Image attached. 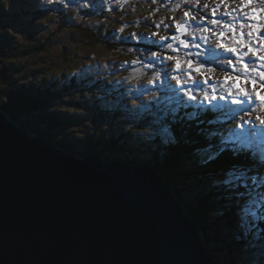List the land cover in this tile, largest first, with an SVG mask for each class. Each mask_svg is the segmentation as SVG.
Listing matches in <instances>:
<instances>
[{"label": "trees", "instance_id": "trees-1", "mask_svg": "<svg viewBox=\"0 0 264 264\" xmlns=\"http://www.w3.org/2000/svg\"><path fill=\"white\" fill-rule=\"evenodd\" d=\"M70 1L74 4L73 6L63 7L59 3L50 6L45 2L35 6L33 2L25 3V1L21 5H16L17 7H8L9 12L6 7H0V15L2 14L1 16L4 18L8 19L10 17L8 15H15L17 19H21V17L24 20L30 19L31 24L33 23L30 27L33 40H38L35 36L36 33H33L36 29L40 31L48 29L49 26L45 23L48 21L46 14L49 15V9L55 8L54 12L58 15L57 27L65 30L72 38L70 44L65 41L62 45L61 51L55 57L58 60L49 63V59L45 60L46 58H43L42 54L47 53L53 46V44L51 45L55 40L53 34H48V38L43 39V41L38 40L30 43L27 49L18 51L21 45L11 40V35H15L6 26V19L2 20L0 25V84L4 82V85L0 87V113H3L19 127L28 128L32 138H44L55 148L68 154L77 155L81 158L96 156L105 161L122 162L131 166H148L157 170L165 182L174 190L187 212L199 223L205 244L216 256L219 264H246L244 259L247 256L245 257L243 254L244 247H248L250 250L264 251V183L259 178L254 185L249 182L246 188L238 190L242 193L238 196L233 190L220 187L216 178L234 164L248 165L249 174H258L259 177H264V168L259 167L258 157L246 148L244 155L240 158H234L232 151L221 149V143H224L229 149L233 145L239 147L240 139L233 141L231 136L225 135L227 126H235V124L225 115H221L217 104L208 103L197 106L192 104V106L187 105L188 107H185V102L181 99L178 106L173 107L165 114L160 107L155 108L153 106L149 107L153 112L130 110L127 106L112 108L109 103L97 98L94 100L91 111H74L75 109L54 107V105H50V100L55 94L63 97L66 94H72V92L77 93L84 88L87 90L93 88L99 92V89L106 88L108 82L100 80V77L98 81L89 78L85 76V72L82 75L79 74L81 78L77 77L76 81L79 83L75 89L70 88V85H68L69 90L57 89L52 85H40L48 77L55 76L56 73L54 72L58 70L61 71L62 75H67L69 72L72 74L80 73L85 70L86 65L83 63L86 61L84 60L86 55L99 46L97 52L103 49L113 54L114 52H121L122 48H120L119 42L106 36V31H110L112 27L117 30L120 22L127 23V33H132L134 29L137 31L145 30L146 33L151 32L150 35L163 31L166 44L174 45L179 42V39H183V36L179 35L180 32L175 33V22L170 25L168 21H163L159 27H156L157 30L149 28V22L143 18L142 13L138 11L131 13L134 11L132 8L130 10L123 9L125 6L127 8L131 6L129 3L136 0H118L119 2L106 0L107 6L110 7L107 9L108 11L111 8H119L122 10L119 14L130 16L128 19L120 18L117 16L118 14L111 11L109 16L107 15L109 12L105 15L100 14L87 2L86 5L82 6L75 4H83L85 3L84 0ZM152 2L154 5L162 4V2L154 0ZM185 4H191V0H181L180 3L178 0H174L170 7L173 10L185 12L189 9L183 7ZM81 15L87 17L86 22L77 23V25L68 24V16L71 20ZM199 17L201 22L207 20L202 15ZM111 19L113 22L110 24L108 21ZM104 24H108L109 27L104 29ZM204 26H207L205 22ZM156 36L154 38L157 41L158 36ZM172 36H177L179 39L172 40ZM122 42L129 44L128 39L125 41L123 39ZM209 43L211 42L202 44L206 48L203 50L215 48V44L208 47ZM134 45L137 46V44ZM154 45L153 47L149 46V50L152 49V52H157L158 56L161 57V54L168 53V51H163V48L158 49V42ZM177 45L182 48L179 43ZM75 46L78 48H74ZM141 46L145 47V45ZM191 51L196 53L194 49ZM204 56L206 55H201L200 58L207 61L209 66L203 65L205 70L200 73L186 68L188 65L184 61V56L175 57H178L183 65L181 68L188 70L187 73L191 72L192 78L203 82L206 81L205 78H211L215 81L210 75L214 72L219 73L217 67L214 66L219 59L214 57L207 60L208 58ZM46 57L48 58V55ZM194 58L196 61L195 56ZM81 67L85 69L79 71ZM74 80L72 78V82ZM164 80L158 77L156 82L165 83ZM89 81H91V85H89ZM81 86L83 87L78 88ZM108 86L109 91L113 90L116 94L123 90L121 82H112ZM78 94L81 97L85 95V93ZM40 109L43 113H38ZM127 109L130 110L131 120H137V116L153 119L152 117L166 115L172 124V136L175 138V143H165L160 139L153 140V142L150 139H145L144 135L133 133L128 124L123 125V117L120 116V113L127 111ZM197 117L198 119H196ZM75 121L86 127L100 122V127L96 129L93 126V130L82 128L81 133H78L79 130L76 131L77 129H72L74 133H67L66 130H70V124ZM58 134L64 135V138L60 139ZM72 144L82 145V147L73 149ZM145 150L148 152H144ZM256 152L259 150L256 149ZM217 157L219 158L217 159Z\"/></svg>", "mask_w": 264, "mask_h": 264}, {"label": "water", "instance_id": "water-1", "mask_svg": "<svg viewBox=\"0 0 264 264\" xmlns=\"http://www.w3.org/2000/svg\"><path fill=\"white\" fill-rule=\"evenodd\" d=\"M0 264L219 262L157 170L68 154L0 113Z\"/></svg>", "mask_w": 264, "mask_h": 264}, {"label": "rangeland", "instance_id": "rangeland-1", "mask_svg": "<svg viewBox=\"0 0 264 264\" xmlns=\"http://www.w3.org/2000/svg\"><path fill=\"white\" fill-rule=\"evenodd\" d=\"M30 1L33 2V5H35V6L41 5L43 2L48 4L46 0H0V7H6V9L9 12L8 7H10V8H12L13 6L17 7L16 5H18V4L21 5L23 2L27 3ZM113 1L119 2L118 0H113ZM154 1L162 2V4L154 5L152 0H136V1H131L129 3L131 6H128V8H127V6H125L123 9H126V10L129 9L130 10V8H132V9H134V11H131V13H133V12L136 13L137 11L142 13L143 18H145L149 22L148 23L149 28H151V29L153 28V30H157V28H156L157 25L161 24V22H163V21H168L170 25H173L174 22H175V24L176 23L184 24L188 28V33L190 32L189 35L186 36V34H188V33L183 31L184 32L183 36H186L187 38L189 36H191V33L193 32L194 29H197L198 27L204 26V22H201L199 20V19H201L199 16L204 14L203 10L205 8H207V7H205V5L210 6L211 10L213 9L212 6H216V8H215L216 12H215V15H213V16L217 20H218L219 16H221V14H223V13L226 14L228 12L233 11V9H234L233 6L240 7L239 0H191V4L183 5V7L185 9L189 8L187 10L190 13L189 17H184V15H183L184 12L173 10L170 7L172 5V3L174 2V0H154ZM84 2L85 3H83V4H80V3H78V4L75 3V4L77 6H82V5H86V2H87L92 7H94L96 10H98V12L100 14L105 15L107 12H109V13H107V15L109 16L110 11H111L115 14H118L117 16H119L120 18H125V19L130 18V16H125V15L119 14L120 11H122L119 8H111L110 11H108L107 9L110 7L107 6L106 0H84ZM178 2L180 3L181 0H178ZM73 5L74 4H72L70 1L69 6H73ZM217 6H222L221 11H220L219 7H217ZM254 6L260 7V4L257 3ZM135 8H136V10H135ZM0 11H1V9H0ZM175 11H176V14L174 15ZM244 11H247V9H245ZM240 14H242V13H240ZM1 15H0V25L2 23V20L6 19V21H7L6 26H8L11 29V31H13V34L15 35V36L11 35V38H12L11 40L14 41L15 43H18L21 45L20 48L18 49V51L20 49H27L28 44H30V43L37 42L38 40L43 41V39L48 38V34H53L54 35L53 38L55 39L54 42L51 43V45L53 44V46L50 47V49L47 51V53L42 54V57L46 58L45 60L49 59V63H51L52 61L54 62L57 59L55 57L59 53V51H61L62 45L65 43V41L68 44H70V42L72 41V38L69 36V33H67L65 30H62L59 26L57 27L58 15L54 11H49V15L46 14V18L48 19V21H45V23L48 24V26H49L48 29L43 30V31L36 29V31L33 32V33H36L35 36L38 40H33V35L30 34V32L32 31V29L30 27H32V24H33V23L31 24L30 19L27 18L24 20L23 17H21V19H17V16H15V15H8V16L12 17L13 19L10 17H8V19H7ZM126 15H128V13H126ZM242 16H243V14H242ZM193 17H195V20H193ZM174 19L176 21H172ZM67 20H68L69 25H72V24L77 25V23L86 22L87 17L81 15V16H78L76 18L69 20V16H68ZM124 21H126V20H124ZM108 22L111 24L113 22V19L109 20ZM168 22H167V24H168ZM168 25H167V27H168ZM237 25L238 24H236V25L234 24L232 27H235ZM215 26L216 25H214V27ZM107 27H109L108 24L103 25L104 29ZM212 27H213V25H212ZM121 28H123L122 32L120 31ZM126 28H127V23H125V22L121 23L120 22V24L117 27V30H115L112 27V29L110 31H106L107 38L110 37L111 40L113 39V40L119 42L120 48H122L121 52L120 51L114 52V54H113L112 52H109L106 49H103V50L97 52L98 48H100V46H99L98 48L93 49V51L91 53L86 55V58L84 59L86 61L83 63L86 65V69L81 67L79 69V71L81 69H85V70L81 71L80 73H75V74H72L71 72H69L67 75H62L61 71L58 70V71L54 72V73H56L55 76L52 75V76L48 77L45 82L42 81L40 83V85H42V86L43 85H52V86H55L57 89H60V88L64 89L65 88V89L69 90V87L72 89H75L77 87V84L79 83L78 81H76L78 79L77 77L79 76V74L82 75L83 73L86 72L85 76H88L89 78H94V79H97L96 81H98L99 80L98 78L100 77V80H102L104 82L105 81L108 82V84H106V86L104 84V86L107 89L101 88V89H99V92H97L93 88H90L89 90L84 88V90H81L77 93H73L71 90L70 91L66 90L67 92H72V94H68V95L66 94L63 97H59L58 95L55 94L54 97L50 100V105L52 104V105H54V107H63V109H68V110L75 109L74 111H77V110L78 111H91L93 108L92 106H93L94 100H96L98 98L99 100H103L106 103H109V105L112 108H114V107L119 108V107L127 106L128 109H130V110H141L143 112V111H152V109H150L149 106L153 105V107H156V106L161 107L160 109H162V111L164 110V113L166 114L170 111V109L172 110L173 107L178 106V104L180 102V100H178V96H180V98L183 99L185 101V103L195 104L196 106L198 104H203V103L205 104V102L207 100L203 99V91H206V89H205V87H203V85L200 84V82L198 80H195V81L198 83L199 87L203 89V91L198 90L195 93L197 95V101L189 100L187 98V96L184 95L183 90L180 87H177L176 80L173 77L181 80V73L183 75H186L187 71H188L185 68H181V66L183 67V65L181 63H180L179 69H176V67H175V64H176L175 60H173V61L164 60L163 63H161L160 58H162V57H166L169 55L182 57L183 50L180 48L179 45H177L178 43L175 45L172 44L174 49H179L178 51H173L172 49L167 48L166 39H164V40L160 39L161 37H165L163 34V31H162V33L161 32L157 33L158 34L157 36L160 38H158L155 35L157 37V41H156V39L154 38L155 36L150 35L151 32L146 33L145 30L137 31L136 29H134V30H132V33L131 32L127 33ZM49 30H51V31H49ZM211 30H212V33L219 32L216 29H211ZM238 30H239V25H238L236 31H238ZM180 33H182V32H180ZM216 34H218V33H216ZM228 34L230 35L231 33L229 31H227V32H225L224 36L228 37ZM198 35H199V33L197 30L196 36L198 37ZM123 39H124V41L126 39H128L129 44L123 43L122 42ZM220 39H223V42H226L225 38L221 37ZM152 41L159 43V48H158L159 50L161 48H163L162 50L168 51V53L161 54V57L158 56L157 57L158 59L155 58V62H154L155 64L153 63V64L149 65L148 61L153 59L151 56L152 49L149 50L150 49L149 46H152V47L155 46L154 45L155 43H152ZM210 41H211V43H209L208 47H211L212 44L214 45L216 41H219V38L217 36H213ZM229 41L232 42V44H235L236 40L235 39L234 40L229 39L228 42ZM134 44H137V46H135ZM165 44H166V46H165ZM141 45H145V47H143ZM225 45H227V44H225ZM227 46L233 47L230 45H227ZM237 46H240V45L237 44ZM254 46H255V44H254ZM240 47L242 48V46H240ZM74 48H78V46H75ZM202 48H203V45H202ZM194 51L197 52L196 49ZM203 51L199 50L198 52L202 53V54L195 55L196 56V63L194 65V67L192 69H189L188 67H186L187 69L196 72L195 67L200 66V63L198 60H199L201 55H206L204 57L208 58L207 60H211L214 58L213 54L210 51H205V50H203ZM160 52H162V51H160ZM46 55H48V58L46 57ZM188 59H191L195 62L194 55L190 56V57L189 56L185 57L184 61H186ZM252 60H253V63L255 64V65H252V68H256L257 70L260 69L259 66H256L255 60L253 58H252ZM139 64H143L148 69H151V75H153L154 77L151 78L149 76L148 78L144 77V78H139L137 80H134L132 78L131 74L129 73V69H130V67L133 68L135 65H139ZM226 64L227 63L223 62L222 59H219L218 62H216L214 64V66L217 67L216 69L219 70L218 71L219 73L214 72L210 76L219 82L220 75L226 74V71H223L222 69L229 68L227 66L228 64L227 65ZM140 66H142V65H140ZM167 66L171 68L170 69V71L172 72L171 77H169L168 80H166V81L164 80L165 83H163L162 81L156 82L155 79H157L158 77L163 79V76H164L163 71L167 70L166 69ZM239 69L241 71L245 70V68H243V67L239 68ZM152 70H155V75H154V72ZM204 70L205 69L201 68L200 72H203ZM253 72L255 73V71H253ZM247 74L250 75L249 72H247ZM72 78L75 79L74 80V82L76 81L75 83L72 82ZM205 79L207 80L208 78H205ZM256 79L259 80V78H256ZM109 80H112V81H109ZM91 81L93 82L92 79H91ZM91 81H89V85H91ZM112 82H114V83L115 82L116 83L121 82V84H123V90L120 91L118 94H116V92L113 90L109 91L108 85ZM190 83H192L191 80H190ZM1 85L3 86L4 82H2L0 84V87H1ZM68 85H70V86L68 87ZM250 86L253 90V85L251 83H250ZM82 87L83 86L78 87V88H82ZM152 89H154V90H152ZM233 91H234V96H233V98H230V102H228V104L233 103V99H239L242 101L240 103V105L243 104L244 101L247 99V97L246 98L240 97L241 95L237 94V88L236 87L233 88L232 92ZM256 91H259L258 85H256ZM207 92L209 93V95L213 94L209 91H207ZM251 92L255 98V94L253 93V91H251ZM78 93H80V94L85 93V95H82V97H81V96H79ZM214 94H215V92H214ZM87 95H88V97H87ZM262 96H264V94ZM156 100H161V102L160 101L157 102ZM256 100L258 102L261 101L258 99H256ZM261 102H262L263 111H261V113L259 111L258 116L261 119H264V101H261ZM49 107H50V109H52L51 106H49ZM128 109H127V111L120 113V116L123 117V125L125 123L128 124V126L131 127V130L133 133H136L137 135H141L140 134L141 129H139L137 126L140 121L131 120L130 114H129L130 110H128ZM38 111H39L38 113H43L41 109ZM143 118L145 120H152L150 117L145 118L143 116ZM152 118L154 119V117H152ZM99 123H97V124L94 123V125H93V126H95L94 128L99 129V127H100ZM72 124H70L71 125L70 130L69 129L66 130L67 133H69V132H70V134L72 132L74 133V131H72V129L73 130L77 129L76 131L79 130L78 133L82 132V128H86L87 130H93L94 129L93 126H91L92 124H90L87 127L85 125H83L82 123H77V121H75L74 123L72 122ZM243 125L244 124L237 118V120L235 122L236 127L233 126V128H232V126H231L229 129L226 130L225 135L229 134L230 136H232L236 132V135H237L236 138L240 137V134L245 132V130H246V128H244ZM245 126L250 127V123H245ZM256 126H262V125L260 124V122H258L256 124ZM78 133H75V135H78ZM58 136L60 137V139L64 138V135H62V134H58ZM150 140L155 141L156 139H150ZM72 147H73V149H76V148H81L82 145L72 144ZM144 152H148V151L145 150ZM202 235H203V233H202ZM203 238H204V235H203ZM204 242H205V238H204ZM243 254L245 257L247 256L244 259L246 264H264V251L250 250L248 247H244Z\"/></svg>", "mask_w": 264, "mask_h": 264}, {"label": "snow or ice", "instance_id": "snow-or-ice-1", "mask_svg": "<svg viewBox=\"0 0 264 264\" xmlns=\"http://www.w3.org/2000/svg\"><path fill=\"white\" fill-rule=\"evenodd\" d=\"M70 0H47V3L50 5L54 4H61L63 7H68L69 6ZM259 3L262 5L261 7H255ZM239 5H240V11L243 12L244 17L247 18L249 23L247 25L241 24L240 27L244 28L245 26L248 28L247 36L249 37L248 41H245L243 39L244 33L241 32L240 36L241 38L236 40L235 43L246 48L247 52L245 55H248L249 53L251 54V57L255 58V60L260 61L259 67L261 69H264V54H261V50L264 49V37L260 35V32L262 29H264V23H261L262 20H264V0H239ZM207 7V5H205ZM247 9V11H244ZM55 8L49 9V11H55ZM236 9H233V12H235ZM216 9H212L213 15H215ZM184 17H189L190 13L188 11H185L183 13ZM193 20H195V17H193ZM212 25H216L220 23L219 20L217 19H212L210 21ZM159 27V25H157ZM229 29L233 32H235V29L229 25ZM176 31L177 32H182L184 25L181 23H176L175 25ZM200 31L201 35L199 37L196 36V31ZM120 31H123V28L120 29ZM204 33H209V35H204ZM153 35H157V33H153ZM213 35H219L220 37L224 36L223 32H220L218 34L212 33V30L208 27H198L197 29H194L193 32L191 33V41H187L185 39H179L177 36H172V40H177L179 39V44L184 48V49H200L201 44L198 42L203 41L207 43L212 39ZM161 40L166 39L165 37H161ZM254 41H259L258 46H254ZM152 43H156L155 41H152ZM222 49H226L227 52L236 54L238 52L237 47H228L224 43H219L218 45ZM167 48L172 49L173 51H178L179 49H174L173 45L171 43L167 44ZM186 56H193V55H199V52L197 51L196 53H192L191 51H188L185 53ZM152 60L148 61L149 65L153 64L155 62V58L158 57L157 52H152L151 53ZM161 63H163L164 60L168 61H176L175 67L176 69L180 68V61L178 57L175 56H166L162 57ZM242 62V61H241ZM187 63L188 68L192 69L194 67V61L191 59H188L185 61ZM228 65H231L233 63L232 59H228L226 61ZM200 66L195 67V71L197 73H200L201 71ZM245 70H248L249 64L245 63L244 64ZM252 71H257L256 68H253ZM165 76L168 75L167 72L164 73ZM188 76V80H191L192 83L189 84L188 80L186 81H181L178 78L173 77L176 80V84L180 86V88L183 90L184 95L187 96V98L191 101H197V95L195 94L198 90L203 91L202 88L199 87L198 83L192 78L191 72H188L186 74ZM259 78L260 80L264 81V71H259ZM231 79L234 82L239 81L240 77H227L226 80ZM207 81H205L206 83ZM245 83H251L253 85V93L255 94V98L261 101H264V96H261L258 91H256V80H250V81H245ZM234 87L237 88V94L241 96H246L248 100H252V94L246 92L243 88L239 86L238 83H234ZM260 87H264V84H261ZM223 99L224 97H220ZM203 99L207 101L215 100L216 95L213 93L212 95H209L207 91H203ZM242 101L239 99H233V103L240 104ZM137 121H140L138 123V128L141 129L140 134L144 135L146 139H160L163 140L165 143L169 144H174L175 143V138L172 136L173 128L171 122L168 120V117L166 115H161L157 116L152 120H145L141 116H137ZM198 119V117L196 118ZM256 120L260 122L261 125H264V119H261L259 116L256 117ZM247 123V121H245ZM260 133L255 130V129H250L248 133H241L240 137V146L237 147L233 145L231 149H229L224 143H221V149L223 151H232L234 153V158H240L242 155H244V149L246 147H250L253 142L255 141L256 137ZM264 147V145H262ZM223 151H221V154H223ZM219 157H217L218 159ZM259 167L264 168V159L261 160V163L259 164ZM250 168L248 165L245 164H234L225 172L217 177V181L220 187L225 188V189H231L235 192L236 195H242L238 190L241 188H246L251 182L253 185L256 184L257 179L259 178L262 183H264V177H259L258 174L250 175Z\"/></svg>", "mask_w": 264, "mask_h": 264}, {"label": "flooded vegetation", "instance_id": "flooded-vegetation-1", "mask_svg": "<svg viewBox=\"0 0 264 264\" xmlns=\"http://www.w3.org/2000/svg\"><path fill=\"white\" fill-rule=\"evenodd\" d=\"M262 5H260V7H261ZM219 7V9H220V11H221V9H222V6H218ZM242 14H243V12H241ZM221 14V13H220ZM229 15L230 14H228V13H223V14H221V16H219V18L222 20L220 23H219V27L220 28H226V30L227 31H229L230 29H229V25H231V26H233L234 24L236 25V24H238L239 25V30L238 31H236V29H237V27H234V29H235V32H233V31H229L231 34L233 33L234 35H229L228 34V38L229 39H235V40H238V39H240L241 38V36H240V34H241V32H243L244 33V36H243V39L245 40V41H248L249 40V37L247 36V32H248V28L245 26L244 28H241L240 27V25L243 23V24H245V25H247L248 23H249V21L247 20V18L246 17H244V15L241 17V18H238V20H232V21H230L229 20ZM213 17V13H212V10L210 9V8H206L205 10H204V14H203V18L204 19H207V20H211V18ZM184 23V22H183ZM261 23H264V20H262L261 21ZM176 25V24H175ZM174 25V26H175ZM216 27V26H215ZM225 30V31H226ZM226 31V32H227ZM236 32H238V33H236ZM176 34L177 33H179V32H175ZM190 33V32H189ZM189 33L188 34H186V36H188L189 35ZM236 33V34H235ZM180 36H183L181 33L179 34ZM260 35L262 36V37H264V29H262V31L260 32ZM186 36H183V39H185V40H187V41H191V36H189L188 38L186 37ZM226 39H227V37H226ZM179 43V42H178ZM254 44H255V41H254ZM255 46H256V44H255ZM182 50H183V52H185L184 50H186L187 52L188 51H191L192 49H183V47L181 48ZM239 51H241L242 52V54H244L245 55V53L247 52V49L246 48H240L239 49ZM261 54H264V49H262L261 50ZM245 56H247V57H244L243 58V61H244V63H247V64H249V68L248 69H250V67L252 66V62H253V60H252V58H248V57H251V54L249 53L248 55H245ZM263 71H264V69H263ZM262 84H264V83H262ZM262 89H264V87H262Z\"/></svg>", "mask_w": 264, "mask_h": 264}, {"label": "bare ground", "instance_id": "bare-ground-1", "mask_svg": "<svg viewBox=\"0 0 264 264\" xmlns=\"http://www.w3.org/2000/svg\"><path fill=\"white\" fill-rule=\"evenodd\" d=\"M219 20H220V18H219ZM154 64H155V63H154ZM157 65H158V64H157ZM135 66H136V65H135ZM130 68H131V67H130ZM87 78H88V77H87ZM88 79H89V78H88ZM88 79H87V80H88ZM90 80H91V79H90ZM93 103H94V102H93ZM206 109H207V108H206ZM262 126H263V125H262ZM189 214H190V213H189ZM215 257H216V256H215Z\"/></svg>", "mask_w": 264, "mask_h": 264}]
</instances>
